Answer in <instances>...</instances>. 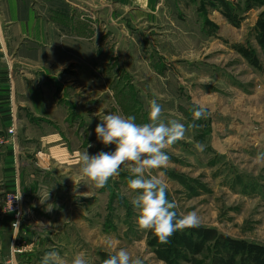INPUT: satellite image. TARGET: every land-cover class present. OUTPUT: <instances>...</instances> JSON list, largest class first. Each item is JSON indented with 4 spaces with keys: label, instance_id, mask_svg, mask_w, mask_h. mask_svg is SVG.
Instances as JSON below:
<instances>
[{
    "label": "rangeland",
    "instance_id": "obj_1",
    "mask_svg": "<svg viewBox=\"0 0 264 264\" xmlns=\"http://www.w3.org/2000/svg\"><path fill=\"white\" fill-rule=\"evenodd\" d=\"M166 1L174 13L173 23L165 22V27L161 17H153L156 24L139 17L136 22L126 13L119 25L109 20L99 28L103 46L95 52L106 62L112 90L106 112L98 105V91L83 96L97 117L92 122L97 126L103 115L116 113L146 123L149 102L155 99L165 122L175 119L185 127L195 123L197 127L183 139L164 149L169 162L153 174H162L178 214L196 211L200 227L264 247V161L256 160L264 154V0H178V6L176 0ZM242 50H248L252 59ZM198 100L208 115L194 121L192 110L200 105ZM88 135L97 140L95 128ZM107 147L115 150V145ZM98 150L94 144L91 155ZM76 167V175L62 180L68 182L67 188L70 185L78 213L84 205L88 209L89 202L91 213L83 220L88 225L83 228L85 236H78L70 250L57 251L65 264L78 253H84L88 264H102L120 248L140 256L144 264H215L216 253L226 256L228 244L223 239L217 248L211 242L200 254L187 253L188 258L182 244L173 248L174 253L180 246L175 256L160 255L155 245L162 244H152L153 232L138 229V213L131 204L136 193L128 190L127 167L99 189Z\"/></svg>",
    "mask_w": 264,
    "mask_h": 264
},
{
    "label": "crops",
    "instance_id": "obj_2",
    "mask_svg": "<svg viewBox=\"0 0 264 264\" xmlns=\"http://www.w3.org/2000/svg\"><path fill=\"white\" fill-rule=\"evenodd\" d=\"M126 13L136 22L161 17L165 27L174 8L166 0H0V139H8L0 142L2 264H38L85 236L91 202L78 213L62 177L76 175L77 153L91 155L94 144L109 152L87 136L97 117L85 99L96 90L98 105L110 111V77L95 50L103 46L99 28L119 25ZM13 191L23 199L17 226L4 207Z\"/></svg>",
    "mask_w": 264,
    "mask_h": 264
},
{
    "label": "clouds",
    "instance_id": "obj_3",
    "mask_svg": "<svg viewBox=\"0 0 264 264\" xmlns=\"http://www.w3.org/2000/svg\"><path fill=\"white\" fill-rule=\"evenodd\" d=\"M51 47V46H50ZM162 106L154 99L149 102L148 122L137 123L136 117L109 113L103 115L97 124V139L107 145H115L112 152L100 151L89 155L85 150L77 153L76 163L83 178L91 181L96 188H103L110 178L119 175L122 166L130 173L127 181L128 190L136 193L131 204L137 210V225L142 231H151L161 244H167L177 231L196 228L201 225L196 211L178 214L175 201L167 196L168 185L162 174L154 175L153 171L165 167L169 156L164 149L184 138L185 133L197 127L195 123L187 127L178 120L165 122L161 117ZM203 105L192 110L193 120L207 118ZM92 145H88L91 147ZM199 150L202 146L196 145ZM256 160L264 161V154H258ZM20 196L17 198L19 199ZM51 210V209H48ZM41 264H65L55 251L44 254ZM71 264H88L84 253H78ZM102 264H144L140 256H134L127 249L120 248L109 254Z\"/></svg>",
    "mask_w": 264,
    "mask_h": 264
},
{
    "label": "trees",
    "instance_id": "obj_4",
    "mask_svg": "<svg viewBox=\"0 0 264 264\" xmlns=\"http://www.w3.org/2000/svg\"><path fill=\"white\" fill-rule=\"evenodd\" d=\"M242 53L246 58L252 59V55L248 50H242ZM194 236H196V239ZM155 238L158 239L157 237ZM156 239L151 241L152 244L155 245L156 242H159ZM222 239L228 244L227 250L224 251V255L226 256L216 253L214 256V260H216L215 264H264L263 245H246L241 243V241L233 240V238L220 236L213 229H207L200 226L196 228H187L184 229V231H177L170 237L169 243L155 246L158 247L157 251H160V255L169 259L171 253H173V248L177 244H182L185 247L184 258H188L187 253L196 255L200 254L211 242L214 243V246L217 248V245H220ZM178 248L174 250V256L176 253H179Z\"/></svg>",
    "mask_w": 264,
    "mask_h": 264
},
{
    "label": "built area",
    "instance_id": "obj_5",
    "mask_svg": "<svg viewBox=\"0 0 264 264\" xmlns=\"http://www.w3.org/2000/svg\"><path fill=\"white\" fill-rule=\"evenodd\" d=\"M10 134L14 133V129L10 128L8 130ZM8 139L2 138L0 139V142L7 143ZM20 196L19 199H17ZM5 209L8 211V213L12 214L15 219L14 225L17 226L18 223L21 220L22 214H23V199L22 196L17 192H11L6 195V202L4 205ZM11 264V263H10Z\"/></svg>",
    "mask_w": 264,
    "mask_h": 264
}]
</instances>
